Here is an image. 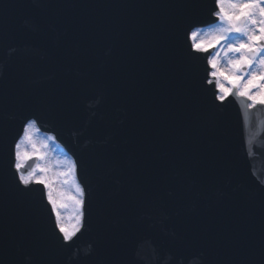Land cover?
<instances>
[{"label": "water", "instance_id": "1", "mask_svg": "<svg viewBox=\"0 0 264 264\" xmlns=\"http://www.w3.org/2000/svg\"><path fill=\"white\" fill-rule=\"evenodd\" d=\"M132 1L136 2L131 7ZM212 7V0H102L101 4L91 0H0V240L7 248L5 253L0 254V259H4L6 264L13 261L15 264H99L97 261L100 264H193V260L201 264L208 258L213 264L239 261L235 251L216 255L217 250L222 251L223 246L230 242L227 212L239 216L235 200L227 199L224 208L218 206V202L224 200L221 193L229 196L230 192L235 191L240 196L241 192L235 187L238 184L248 201L246 212L255 207L257 200L248 190V179L242 172L233 170L231 165H227L231 176L221 173L222 180L214 176L207 187L194 178L188 182L182 181L185 186L182 189L179 187L178 195L194 197L200 193L211 207L208 209L204 203L200 208H193L194 212L199 213L195 223L203 231L197 236L194 234L191 240L197 243V248L189 254L182 252L177 259L166 260V255L171 257L177 254L176 248L181 239L173 245L169 235L163 233L158 236L159 230L153 226L152 219L141 218L132 223L122 206L124 200L131 197H138L145 203L143 195L153 196L154 185L163 189L164 198L169 196L166 193L169 183L163 179L167 174L157 168L158 160L149 158L147 161L143 158L142 161L139 158L144 154L140 155L145 141L142 133L155 138L165 125L173 123L179 129L175 131L177 135L180 134V144H169V147L184 154L188 132L185 123L189 122L180 118L179 114H188L191 103L184 89L176 90V81L169 84L171 77L167 75H173L174 59L170 58L171 64L168 63L169 57L157 60V56L164 51L170 57L186 56L177 42L184 35L178 32L185 31L190 22ZM96 17L100 21L94 19ZM172 22L177 23L173 25ZM97 27H101L100 32H93ZM149 41V47L145 50L152 54L151 41H154L156 52L149 59L145 58L147 63L140 68L137 44ZM160 43H167L171 48H163ZM186 60L178 63L176 69L177 74L182 73L181 77L186 80L178 78V75L177 78L192 89L189 79L195 75L193 69L204 78L205 65L200 61L195 64L188 61V65ZM154 68L161 73L150 74ZM148 87H152V92H147ZM91 91L96 96H107L108 99L113 96L108 103H99L107 108V112H116L115 117L105 119L110 128L119 131L113 142L105 140L98 129L102 117L100 113L93 115L91 108L96 103L92 101ZM198 92L208 97L212 95V91L205 87H200ZM85 93L86 96H83ZM148 96H151L150 102ZM170 98L174 100L169 106ZM69 99L75 102L69 105L66 103ZM196 102H202V99L198 97ZM230 102H226L227 107L231 106ZM200 109L204 110L205 105L202 104ZM131 112L134 122L130 117ZM33 113L42 116L44 129L58 124L61 142L67 140L64 144L72 149H78L84 141L98 146L102 155L100 163L107 167V173L103 174L98 171V166H93L98 162L79 156L82 176L91 188L90 225L78 241V246L69 253L60 252L52 240L49 206L41 201L38 193L18 191L17 181L6 163L7 146L17 136L23 118ZM251 114L261 124L250 126L249 131L262 142L252 141L264 144V128L261 127L264 125V108L257 106L251 110ZM216 117L214 112L209 111L204 122H210L229 139L235 138L236 132L239 133L238 137L242 136L239 128L243 125L242 121L235 123V128L233 122L222 123ZM138 123H142L143 127ZM240 140L245 151L249 139ZM149 144L155 148L159 146L156 139L149 141ZM76 149L73 152H77ZM255 149L259 157L264 156V146L255 145ZM225 152L226 144L220 142L210 155L219 156ZM256 161L259 166L263 163V159L257 158ZM121 166L128 172H122L120 176ZM112 167L119 178L122 177L121 181H114ZM257 169L258 166H250L248 174ZM93 172H96L95 176ZM182 183L179 182V185ZM162 204L163 209L159 214L166 218L168 207L166 203ZM190 204L194 206L192 201ZM216 206L217 214L222 216L218 218L220 226L215 220L218 216L208 212ZM119 211L123 213L122 218ZM249 217L259 226L264 225V216L259 218L251 214ZM175 221L180 224L189 220L186 217ZM167 228L165 224V231ZM243 229L247 231L248 227L244 226ZM129 230L137 233L138 238L155 232L157 246L152 250L143 249L138 258L125 254L124 249H113L115 240L120 237L128 239ZM183 232L185 230L180 227L179 233ZM127 242L132 240L128 239ZM163 246L168 248L166 253ZM103 250L109 253L93 256ZM161 254H164L165 260L159 263Z\"/></svg>", "mask_w": 264, "mask_h": 264}, {"label": "snow or ice", "instance_id": "2", "mask_svg": "<svg viewBox=\"0 0 264 264\" xmlns=\"http://www.w3.org/2000/svg\"><path fill=\"white\" fill-rule=\"evenodd\" d=\"M185 40L188 61L204 62L202 83L211 87L216 107H223L230 97L241 102L246 116L264 106V0H213L207 19L189 24ZM44 123L35 113L23 118L7 146L6 163L18 181V191L38 193L50 206L52 240L60 252L69 253L89 229L91 188L79 178L81 161L69 154L70 149H61L53 160L50 154L59 147V125L42 134ZM6 251L0 240V254ZM0 264L6 261L0 259Z\"/></svg>", "mask_w": 264, "mask_h": 264}, {"label": "bare ground", "instance_id": "3", "mask_svg": "<svg viewBox=\"0 0 264 264\" xmlns=\"http://www.w3.org/2000/svg\"><path fill=\"white\" fill-rule=\"evenodd\" d=\"M57 150V149H56ZM55 154V155H54ZM50 155H53L51 156L53 158V160L55 159V157L58 155V150L57 151H52Z\"/></svg>", "mask_w": 264, "mask_h": 264}, {"label": "rangeland", "instance_id": "4", "mask_svg": "<svg viewBox=\"0 0 264 264\" xmlns=\"http://www.w3.org/2000/svg\"><path fill=\"white\" fill-rule=\"evenodd\" d=\"M61 151V150H60ZM55 155V154H54ZM51 156H53V155H51Z\"/></svg>", "mask_w": 264, "mask_h": 264}]
</instances>
